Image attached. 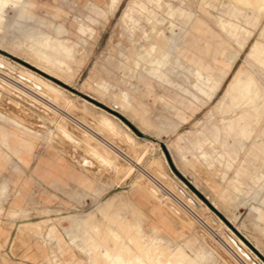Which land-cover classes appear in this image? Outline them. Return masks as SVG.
<instances>
[{"label":"rangeland","instance_id":"rangeland-1","mask_svg":"<svg viewBox=\"0 0 264 264\" xmlns=\"http://www.w3.org/2000/svg\"><path fill=\"white\" fill-rule=\"evenodd\" d=\"M0 17L6 74L58 97L45 115L0 84V221L74 236L92 264H229L210 236L264 264V0H0ZM70 146L109 165L93 173ZM46 158L78 168L80 205L17 212L9 173Z\"/></svg>","mask_w":264,"mask_h":264},{"label":"crops","instance_id":"crops-1","mask_svg":"<svg viewBox=\"0 0 264 264\" xmlns=\"http://www.w3.org/2000/svg\"><path fill=\"white\" fill-rule=\"evenodd\" d=\"M16 162L14 160V163ZM17 179L24 180V186L16 187L14 183L9 197L13 206L18 207L16 211L21 213L35 209L57 213L74 210L80 205V197L84 192L80 186L82 177L78 168L73 167L69 162L58 161L57 158H46L45 161H41L36 171H24L18 176L15 171L9 173V181ZM18 183L21 185L20 182ZM135 205L143 213H149L147 206ZM150 212L156 210L151 209ZM151 218L153 227L160 229L162 226L157 217L152 214ZM57 222L61 224L63 220ZM166 222V228H162L166 229L168 237L176 238L180 225L172 219ZM29 226H31L29 223L16 225L13 222L0 221V264H92L91 260L80 251L74 236L49 234L43 238L36 236L20 238L21 229L30 233ZM237 245L245 250L241 240Z\"/></svg>","mask_w":264,"mask_h":264},{"label":"bare ground","instance_id":"bare-ground-1","mask_svg":"<svg viewBox=\"0 0 264 264\" xmlns=\"http://www.w3.org/2000/svg\"><path fill=\"white\" fill-rule=\"evenodd\" d=\"M240 2V0H239ZM254 2V1H253ZM25 3V2H24ZM244 3V1H243ZM257 3V2H256ZM242 4V3H241ZM258 4V3H257ZM24 5V4H23ZM27 5V4H26ZM256 5V4H255ZM2 6V5H1ZM4 7V6H3ZM2 7V8H3ZM240 7V6H239ZM22 8V7H21ZM7 11V10H6ZM1 18V17H0ZM173 43V42H172ZM217 49V48H216ZM169 53V52H168ZM168 58V57H167ZM166 61V60H165ZM157 63V62H156ZM160 70V69H159ZM5 71H9V67L3 62L0 60V74L2 75H5V76H1L0 75V84H4L5 87H6V90L8 92H14V93H17L18 95H20V97H23L22 99L24 100H28L29 102H31L30 105H32L33 107H37L39 109L42 110V113H44L45 115H52L54 116V113H56V109L50 104V99L52 100V98H56V95L54 96L53 92L50 93V91L47 89V87L45 86L44 83L40 82L39 83H35L34 81H28L26 79H20V78H16V77H13L9 74H6ZM48 86V85H47ZM244 88V87H243ZM235 88H233L234 90ZM236 90V89H235ZM232 91V90H231ZM237 91V90H236ZM238 92V91H237ZM245 92V91H243ZM11 94V93H10ZM15 94V95H17ZM14 95V94H13ZM53 95V97H52ZM19 97V98H20ZM58 99V97L56 98ZM54 100V99H53ZM28 102V103H29ZM11 103L14 104L15 107H19V108H25L26 110H28L30 113H33L31 110H29L28 108H26L23 104H21V102H18V101H12ZM119 103V102H118ZM117 103V104H118ZM119 105V104H118ZM120 105L122 107V111L124 114H128L129 116H132L131 112H135V110H132L130 107L126 106L124 102H120ZM231 106V105H230ZM61 108V107H60ZM38 110V109H37ZM63 110V109H62ZM74 111V110H72ZM60 113V112H59ZM76 113V112H75ZM81 113V111H80ZM72 114V113H71ZM84 114V113H83ZM31 115V114H30ZM52 116V117H53ZM84 116V115H83ZM41 117V116H40ZM51 117V119H52ZM68 117V116H67ZM82 117V116H81ZM80 117V118H81ZM79 119V118H78ZM44 120V119H43ZM53 120V119H52ZM75 120V119H74ZM73 120V121H74ZM83 120V119H82ZM108 120V119H107ZM76 122V121H75ZM78 122V121H77ZM85 122V121H83ZM109 122V121H108ZM111 122V120H110ZM115 122V121H114ZM113 122V123H114ZM81 123V122H79ZM78 123V124H79ZM56 124V123H55ZM82 124V123H81ZM86 124V123H85ZM84 124V125H85ZM83 125V124H82ZM57 126V125H56ZM81 126V125H80ZM108 126V125H107ZM117 126V124L115 125ZM58 127V126H57ZM61 127V126H60ZM75 127V126H74ZM126 127V126H125ZM77 128V127H76ZM85 131V133L91 135L92 137H95V138H99V134L96 135L95 132H93V128L91 129V126L90 127H87V126H84L82 127ZM103 128V127H101ZM61 129H64L65 128H61ZM74 129V128H73ZM66 131V130H65ZM82 131V130H81ZM67 132V131H66ZM83 132V131H82ZM69 133V132H68ZM63 134V133H62ZM66 136H68L70 138V140L72 142H75V143H78V141L74 140L69 134H65ZM86 135V134H85ZM84 135V136H85ZM69 140V139H68ZM69 140V141H70ZM87 140V139H86ZM85 140V141H86ZM109 140V139H108ZM84 141V142H85ZM99 141L102 142L103 144H106L107 143L105 142L104 139H100L99 138ZM112 141V140H110ZM81 142V140H80ZM79 142V143H80ZM89 145V144H88ZM112 147V144L109 145ZM71 149H70V152L71 154L74 156V158H76L75 160L76 161H79L78 164L80 163L83 167H85L87 170H92L93 173H99L102 169L101 166L103 165H109V162H108V159L103 156L102 154H100V152H98L95 148H93L91 151H86L84 154L81 153L80 151H78L77 147L75 146H70ZM76 149H75V148ZM106 147V146H105ZM115 147V146H114ZM89 148H90V145H89ZM107 148V147H106ZM130 170V169H129ZM156 183V182H155ZM163 184V183H162ZM160 188L159 190L161 192H163L164 194L167 193L168 189L167 187L164 185L160 186L158 185ZM191 213V211H190ZM133 235V234H132ZM214 237V236H213ZM215 238H206L205 240L207 241L208 243V246L210 247V249L212 250L213 253L217 254L218 256L220 257H223L229 264H233L237 261H239V263L241 264H245V262L239 260L238 258H241L240 255L238 256L237 255V252H235V250L232 249V247L230 245H226L221 243L219 240L215 241L214 240ZM233 241V240H232ZM235 244H237L235 241H233ZM240 248V247H239ZM210 250V251H211ZM240 251L242 252V248H240ZM147 252V251H145ZM226 252L228 254H226ZM243 253V252H242ZM142 254V253H141ZM148 254V253H147ZM144 256V254H142ZM141 255V256H142ZM151 255V254H150ZM136 256V255H135ZM142 256V257H143ZM246 256L248 257V259H251V256L246 254ZM126 257V256H125ZM128 257V256H127ZM131 257V256H129ZM134 257V256H133ZM93 258V257H92ZM95 258V257H94ZM93 258V259H94ZM91 259V258H90ZM128 259V258H127ZM137 259V258H135ZM139 259V258H138ZM155 259V258H154ZM92 260V259H91ZM130 260V259H129ZM146 260V259H145ZM95 261V260H94ZM109 261V260H108ZM141 261V260H140ZM139 261V262H140ZM169 261L173 262L172 260L169 259ZM235 261V262H233ZM241 261V262H240ZM159 262V261H158ZM161 262V261H160ZM166 262V261H165ZM163 262V264L165 263ZM131 263V262H130ZM136 263V262H135ZM144 262H142L143 264ZM101 264V263H100Z\"/></svg>","mask_w":264,"mask_h":264}]
</instances>
